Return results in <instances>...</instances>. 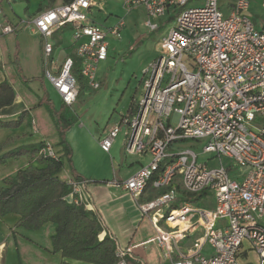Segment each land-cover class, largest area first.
Instances as JSON below:
<instances>
[{"label": "built area", "instance_id": "obj_1", "mask_svg": "<svg viewBox=\"0 0 264 264\" xmlns=\"http://www.w3.org/2000/svg\"><path fill=\"white\" fill-rule=\"evenodd\" d=\"M190 1L120 0L128 13L143 9L144 26L150 31L168 17L164 22L173 21V26L160 39L158 58L144 73L142 98L107 129L98 145L109 153L123 133L126 156H149L147 164L112 184L136 202L149 188L163 191L138 203V209L151 222V242L170 264H242L245 240L258 264H264V226L259 225L264 222V126L254 124L257 117L264 118V25L255 28L243 14L249 0H236L226 13L218 0L188 7ZM91 7L92 0H72L19 24L40 36L43 77L68 108L78 96L75 63L87 86L98 90L96 71L107 59L106 37L120 39L124 27L122 19L107 30L91 23ZM14 28L0 24V38ZM63 28L73 33L75 59L65 57L57 64L51 39ZM32 126L37 132L35 121ZM187 139L204 141L201 153L213 154L217 166L197 162L198 153L190 148L168 157L170 144ZM45 145L42 153L56 159L52 145ZM222 158L233 164L225 166ZM236 167L238 175L233 173ZM66 183L70 202L83 203L87 181ZM203 192L198 203L183 200L185 194ZM183 241H190L186 248ZM205 246L209 255L202 253ZM131 249L117 250L114 264H126Z\"/></svg>", "mask_w": 264, "mask_h": 264}, {"label": "crops", "instance_id": "obj_2", "mask_svg": "<svg viewBox=\"0 0 264 264\" xmlns=\"http://www.w3.org/2000/svg\"><path fill=\"white\" fill-rule=\"evenodd\" d=\"M235 1L227 6L226 10L229 11ZM191 2L197 3V6L201 5V0H192L189 3ZM38 3L39 8L37 7L35 13L24 14L17 21L11 19L9 14H4L5 21L14 25L15 28L12 34L0 38V83L6 81L14 91L15 97L12 105L0 109V122H17V126L0 128V187H4V179L14 176L18 171L33 167L40 168L36 156L30 158L22 155L17 158H4L6 154L44 142L50 143L53 148L59 144L56 141L58 130L55 118L46 108L47 99L53 109L56 107L53 98L50 96V88L54 92L55 90L50 84L47 85L46 80L42 77L41 38L30 29H28L30 35L26 34L19 25L48 9L46 0H38ZM0 4L11 5L10 0H0ZM59 4L61 2L58 0L55 5ZM23 5H25L23 12L27 11L26 13H28L33 6V0H24ZM2 12L3 10H1ZM130 12L129 16H133L131 21H134L136 17L138 19L145 18L143 9L138 8ZM166 20H169V17ZM251 22L257 29L264 25V21ZM165 33L162 34V37ZM57 34V39L62 42L63 32L58 31ZM69 50L72 55L73 42ZM55 94L58 96L56 92ZM58 98L60 99L59 96ZM61 104L64 106L62 101ZM32 121L36 123L37 132L33 130ZM125 157L128 158L124 164L130 169L129 176L149 161L148 155H125ZM58 178L63 181L69 179L83 180L81 176L69 173L64 168L59 173ZM116 191L118 193L110 195ZM162 192L149 188L136 202L121 188L105 181L87 180L83 187L82 197L85 208L98 215L103 227V231L98 237L99 240L108 234L115 240L117 250L124 251L126 247L132 248V251L124 257L126 264H170L162 256L156 245L151 242L153 234L151 222L138 209V203L150 201ZM66 200L71 201L69 197ZM18 220L19 216L15 213L0 216V264H60L62 261L70 264H88L62 258L60 253L52 252L50 237L54 232V224L46 223L34 231L17 227ZM189 243L190 241H183L181 246L186 248ZM202 253L209 255L211 251L208 246H205Z\"/></svg>", "mask_w": 264, "mask_h": 264}, {"label": "rangeland", "instance_id": "obj_3", "mask_svg": "<svg viewBox=\"0 0 264 264\" xmlns=\"http://www.w3.org/2000/svg\"><path fill=\"white\" fill-rule=\"evenodd\" d=\"M233 1L219 0L220 10L226 13L228 11L226 10L227 6L231 5ZM10 3L11 5L7 6L0 4L1 10H3L0 16V24L6 22L4 14H9L11 19L17 21L24 14L35 13L39 4L38 0H33L32 8L26 13L27 11L23 12L24 0H10ZM187 6L194 7L197 6V3L191 2ZM129 13L131 14V12ZM129 13L123 9L120 0H92V7L87 12L91 23L107 30L114 26L118 20L124 21L120 39H115L110 35L106 37L108 44L107 59L98 65L96 71V80L99 82L100 88L93 90L87 86L83 78L79 75L76 76L78 96L71 108L62 106L61 100L50 88V96L56 106L54 110L62 114L67 126L65 131L58 132L56 138L59 144L64 141L66 146L59 144L56 148L52 146L53 151L61 157L63 168L67 172L81 176L83 180L97 179L114 183L116 179L123 181L129 176L130 169L124 164L128 158L125 157L122 149L123 133H119L109 154L100 150L98 140L105 136L110 126L116 124L120 117L127 113L135 101L142 98L141 83L144 73L158 58L157 44L162 38V34L173 26V21L164 22L165 20H160L158 29L150 31L144 26L145 18L138 19L136 17L134 21H131L133 16H129ZM243 14L250 21L263 22L264 0H250V7ZM21 30L30 35V30L27 28ZM57 35H54L51 41L54 45L55 61L57 64H61L67 55L74 58L69 50L73 42V33L70 30L63 31L62 42L57 39ZM35 38L37 37L35 36ZM45 83L50 84L47 80ZM254 124L264 126V118L257 117ZM204 143V141L191 139L174 142L167 147L166 154L170 157L171 154L179 150L190 148L198 153L197 162H208L209 167H216L217 159L213 158V154L201 153ZM66 148L70 156H68ZM222 163L225 166L233 164L230 159L226 158H222ZM233 173L238 175L239 168L236 167ZM116 193L118 191L110 193V195ZM259 225L264 226V222H259ZM242 251L247 253L246 257H240L242 264H258L257 255L251 250L247 240L243 242Z\"/></svg>", "mask_w": 264, "mask_h": 264}, {"label": "trees", "instance_id": "obj_4", "mask_svg": "<svg viewBox=\"0 0 264 264\" xmlns=\"http://www.w3.org/2000/svg\"><path fill=\"white\" fill-rule=\"evenodd\" d=\"M57 1L46 0L47 8L55 6ZM59 1L61 4H68L72 0ZM66 30L68 29L63 28L59 32ZM74 74L79 75L77 62L74 66ZM14 97V91L10 85L6 81L1 82L0 109L12 105ZM46 101V108L54 116L58 132L65 131L67 126L62 114L50 106L48 99ZM15 126L17 122H0V128ZM45 144L46 142L23 147L4 156V158H17L22 155L30 158L36 156L40 168L33 167L18 171L14 176L4 179V187H0V216L15 213L19 216L17 227L34 231L46 223L54 224V232L50 237L51 249L53 253H60L62 258L88 264H114L117 260L115 240L108 234L99 240L103 227L98 215L87 210L84 203L66 200L70 188L66 181L58 178L63 169L61 157L54 159L45 156L42 153ZM59 145L66 146L64 141H61ZM67 152L70 156L68 150ZM205 195V192L201 195L185 194L183 200L198 203ZM60 264L70 263L62 261Z\"/></svg>", "mask_w": 264, "mask_h": 264}]
</instances>
